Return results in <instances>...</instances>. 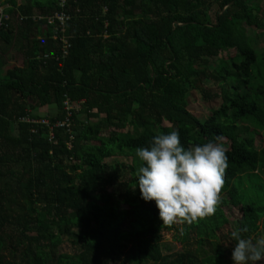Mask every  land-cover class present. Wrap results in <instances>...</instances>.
<instances>
[{
    "label": "trees",
    "instance_id": "trees-1",
    "mask_svg": "<svg viewBox=\"0 0 264 264\" xmlns=\"http://www.w3.org/2000/svg\"><path fill=\"white\" fill-rule=\"evenodd\" d=\"M0 3V264H234L224 232L234 211L238 230L248 229L242 238L264 236V20L255 5ZM55 12L69 17L66 49L37 20ZM10 50L19 66L5 58ZM207 82L220 105L202 121L186 96L208 97ZM173 130L186 148L222 135L228 157L215 214L190 225H163L138 186L136 149ZM115 155L132 164L105 162ZM168 235L179 251L163 252ZM66 241L73 253L61 250Z\"/></svg>",
    "mask_w": 264,
    "mask_h": 264
},
{
    "label": "clouds",
    "instance_id": "clouds-1",
    "mask_svg": "<svg viewBox=\"0 0 264 264\" xmlns=\"http://www.w3.org/2000/svg\"><path fill=\"white\" fill-rule=\"evenodd\" d=\"M222 135L215 142L181 144L178 130L155 135L148 147L136 149L141 198L155 201L163 225L192 224L215 214L221 199L228 157ZM247 227L231 232L234 264L264 260V236L242 238Z\"/></svg>",
    "mask_w": 264,
    "mask_h": 264
},
{
    "label": "rangeland",
    "instance_id": "rangeland-1",
    "mask_svg": "<svg viewBox=\"0 0 264 264\" xmlns=\"http://www.w3.org/2000/svg\"><path fill=\"white\" fill-rule=\"evenodd\" d=\"M248 4L250 5H255L260 11V16L264 20V0H247ZM18 4H23L24 0H17ZM248 33L250 32L251 35H254L253 31L248 27ZM254 30V29H252ZM257 50L259 51H264V36L263 37H258L257 39ZM235 51L233 49L229 50H223L220 52V56H225L234 53ZM14 50H10L5 58L7 60L10 57H16V65L19 66L21 64V56L20 55H14ZM205 87L209 91L208 97H204L203 94H201L199 91H192L189 90L187 93V108L190 110L191 113H193L196 117H198L200 120L204 121L208 118V116L212 113L214 108H217L220 105V99L215 96V92H218V88L214 85L211 84L210 82H207L205 84ZM35 113H41V114H46V108H41L40 110H35ZM164 126H167V123L163 124ZM127 130H131V128H128ZM126 131V130H125ZM107 135V134H103ZM256 146L257 148H262L263 146V139L261 137H258L256 140ZM106 163H119V164H132L131 158L129 157H124V156H119L115 155L111 158L105 159ZM260 176L262 177V180L264 181V171L259 173ZM248 187V184L245 185ZM230 223L227 229L224 232H232L234 230H238L237 226V221L241 219V214L238 213L237 211H234L230 213ZM264 222V220H263ZM263 236V233L261 234L260 237ZM166 240L163 244V252L164 253H171V252H176L180 250V244L178 242H172L171 241V235H168L166 237ZM61 250L64 252L68 253H73L74 252V245L71 241H66L62 246ZM153 264V263H149ZM157 264V263H156ZM256 264H264V260L256 262Z\"/></svg>",
    "mask_w": 264,
    "mask_h": 264
},
{
    "label": "built area",
    "instance_id": "built-area-1",
    "mask_svg": "<svg viewBox=\"0 0 264 264\" xmlns=\"http://www.w3.org/2000/svg\"><path fill=\"white\" fill-rule=\"evenodd\" d=\"M60 1V5L61 7H63V4H64V1L65 0H59ZM7 19V16L5 15L4 13V7L1 5L0 3V27L3 23V20ZM40 19H44L46 20V23L48 25H53L54 28H53V38L54 39H57V35L58 33L62 34V36L59 38L62 45H63V49L67 48V39L65 38L64 36V33H65V25L66 23L68 22L69 20V17L66 13L64 12H55L53 13L52 15H48V16H45V17H42V16H39L37 17V20H40ZM65 52V51H64ZM66 108L67 110L68 109H71L73 107V105H68L66 103ZM23 121H27V122H35L33 120H29V119H22ZM40 123L42 124H47V121L46 120H41ZM58 126H62L63 124H57ZM52 136V135H50Z\"/></svg>",
    "mask_w": 264,
    "mask_h": 264
}]
</instances>
